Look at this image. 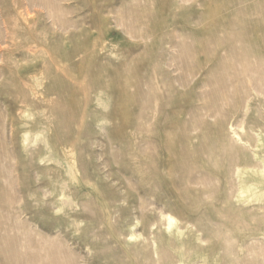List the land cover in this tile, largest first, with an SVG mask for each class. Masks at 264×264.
<instances>
[{
  "label": "rangeland",
  "instance_id": "rangeland-1",
  "mask_svg": "<svg viewBox=\"0 0 264 264\" xmlns=\"http://www.w3.org/2000/svg\"><path fill=\"white\" fill-rule=\"evenodd\" d=\"M234 4L247 37L264 36V0H0V227L12 247L68 264H179L178 250L184 264H264V196L252 194L264 185L245 177L239 196L222 152L229 124L219 139L201 109L217 92L200 87L185 104L176 81L179 43L225 38L209 22ZM250 106L237 122L244 139L264 119V103ZM215 139L209 153L196 149ZM240 146L234 157L264 162V146L257 160Z\"/></svg>",
  "mask_w": 264,
  "mask_h": 264
},
{
  "label": "bare ground",
  "instance_id": "bare-ground-1",
  "mask_svg": "<svg viewBox=\"0 0 264 264\" xmlns=\"http://www.w3.org/2000/svg\"><path fill=\"white\" fill-rule=\"evenodd\" d=\"M253 5L257 7L260 5V3H258L257 1H254ZM233 7H235L233 14L232 13L229 15L225 14L220 19L211 20L209 22V27L212 29H218V31H222L221 29H225V31L227 32L225 38H217V39L207 38V39L199 42V44L197 46L190 44V43L188 44L187 42H184L185 40L181 41L179 43V47H177L179 49V54L177 53V55L179 58V62L183 63L182 65L185 66L186 71H185L184 75L181 76V78L176 80V81L178 82L179 87L182 89L181 95L183 96V101L186 102L185 104H187L189 102L187 99L188 98L187 96H189V93H194V95L192 96L193 100H198L201 97V95H202L201 93L195 92L200 87H203V86H207V87L209 86L211 88L213 87L215 89V92H217V94H215V92L213 91L215 95H213L212 101L205 103L201 107V109H203L206 112V115L208 113L209 117L214 118L213 126H214V130H215L217 136L219 137V139H225L226 138L225 137V125L229 124V130H230L231 135L229 136V138L227 140L228 143H226V145H224L222 147V152H223V156L226 160H229V161L233 160V163L235 166H233L232 171L234 172V174H236V177L238 180L237 182L240 183V188H238V189H240L239 190L240 191L239 196L244 197V196H248L247 190L245 189V186H244L245 185L244 184L245 177L249 176V177L253 178V180H252L253 187L259 188L260 185H264V162L257 160L258 152H257V150H255V149L262 148L264 146V143H263V140H264V119L262 116H261V121H255L252 118L253 120L250 121V124L248 126L252 135H249L248 138L244 139L241 135L242 132L240 133V131L237 130V128L239 127L237 122L245 121L247 118L248 112L251 109L250 100H252L253 98L254 99L258 98L259 103L260 102L264 103V54H263V52H264V36L260 37L259 39H253V40L250 39L249 37H247V33H248L247 30H249V28H247L246 25L244 24V22H241L234 15L236 13H240L243 9H240V7H238L237 4H234ZM220 10L222 11V9H220ZM260 22H261V18L256 20L252 24V27L258 26ZM1 23L5 24L4 21H1ZM3 34L0 31V36ZM187 38H189V36ZM188 42H189V40H188ZM1 43L5 44L3 41H1ZM198 55L202 56L203 60L197 59L199 57ZM1 56L2 55L0 54V61L3 60V57H1ZM182 60H184V61L190 60L189 61L190 63L187 61L182 62ZM199 61H203V62H199ZM178 65H179V63H178ZM204 65L206 66V70L203 69ZM178 69H179V66H178ZM201 76H203V78H201ZM0 78H2V77H0ZM213 88H212V90H213ZM230 88H232L233 91ZM225 90L228 93L231 90V94L229 96H225V94H224ZM235 91L240 92L239 96L236 95ZM210 99H211V97H210ZM22 101H23V99H22ZM216 102H218V103H216ZM256 112L258 113V119H259L260 113L258 110ZM261 113L264 114L263 111H261ZM202 114H203V112H202ZM203 118H205V117H203ZM234 119L236 120V124L233 123ZM200 120H202V119H200ZM202 122H203V120H202ZM202 122L200 121V123H202ZM233 126H235V128H232ZM241 126H242V124H241ZM241 126L239 128H241V130H242L243 128ZM253 132H255V134H253ZM40 137H41L40 134H34V140H37ZM243 141H245L246 143H249L250 148L248 150H249L252 158L257 160L256 163H253V162L249 163L247 161L245 162L244 160H242L243 161L242 162L241 158H240L241 155H240V157H234L232 155L231 151L236 146L241 147L240 144L242 145ZM217 144H219V141H217L215 139L214 141L211 140L210 142H208L207 144H204V145H201V144L196 145V149L197 150H203V151L208 149L207 153H209V151L213 150V148H215ZM5 156H7V154ZM3 159H5V158L2 156V160ZM250 160L252 161V159H250ZM0 166H1V162H0ZM254 168H256V169L253 170ZM1 170H2V168H1ZM4 173H6V172L4 171ZM0 175H1V171H0ZM8 175H10V174H8ZM210 177H209V179H210ZM206 179H208V178H206ZM11 181H12V179H11ZM196 181H198V180H196ZM207 181H209V180H207ZM196 183H198V182H196ZM192 184H194V183H192ZM218 184H219V182H218ZM4 185H6V184H4ZM217 190H218V188H217ZM212 194H214V193H212ZM252 194L257 195L259 198H261L264 196V191H260V192L255 191ZM5 202L7 203V201H5ZM11 204H12V202H11ZM11 204H9V205H11ZM0 205H3V204L1 203ZM2 211L6 212L5 209ZM10 211H11V209H10ZM14 211H15V209H14ZM19 211H21V210L19 209ZM4 214H6V213H4ZM4 214H2V215H4ZM10 214H12V212ZM162 216H164V218L166 220V226H167V229L169 231L172 230V228H175V226H176L175 219L171 215H169V213L168 214L163 213ZM1 217H3V216H1ZM1 217H0V220L2 221L3 219H1ZM8 218H10V217H8ZM18 219H19V217H18ZM18 219H17V221H18ZM8 220H10V219H8ZM17 221H15V222H17ZM5 222H6V220H5ZM17 224L21 226V223L20 224L17 223ZM12 229H14V231L16 230V228H13V227H12ZM10 230H11V228H10ZM19 230L20 229H18V231ZM29 230H31V229H29ZM25 233H27V232H25ZM13 235H14V233L13 234L11 233L9 236L8 229L4 228V226L2 228L0 227V254L2 256L3 255L7 256V258H5L8 260V262L6 264H68L69 262H73L72 260L69 261L70 255L69 256H67V255L63 256L62 254L59 253L60 255L63 256L62 259L61 258L58 259V256L57 257L52 256V254L49 255L48 252H46V251H45L46 253L44 252L45 255H42L43 250L45 249V248H43L44 243L42 246L43 250L41 249L39 251L34 252V250H35V248H34V250H33L34 253H30V252H28V253L26 252L27 254H24L22 252L20 253L14 247V245H13V247H12V245H10V242L12 243V241H13L12 240ZM29 236H28V239H29ZM25 237H23V238H25ZM40 237L42 238L43 236H40ZM40 237H39V239H40ZM45 239H43V240L45 241ZM37 240H38V238H37ZM37 240H35V241H37ZM21 241H22V239H21ZM28 242H30V241H28ZM14 244H16V241ZM26 244L28 246V243H26ZM49 244H50V242H49ZM51 245L53 246L54 244H51ZM56 245H57V242H56ZM45 247H47V246H45ZM20 248H21V246H20ZM38 248H41V245ZM51 248H53V247H51ZM58 249H59V247H58ZM58 249L56 248V250H58ZM60 249H61V247H60ZM27 250L29 251V248H26V251ZM47 250H48V247H47ZM50 251H49V253H51ZM52 253H55V252H52ZM175 254H177L176 256L180 260L179 264H181V262H182V264H184L183 263L184 258H183L182 250L176 251ZM161 258H162V260L165 259V257L162 255H161ZM197 258L202 262V264H207V259L205 256L201 255ZM74 259H76V258H74ZM1 263H3V262H1ZM73 263H75V262H73ZM176 263H178V262H176ZM190 264H192L191 261H190Z\"/></svg>",
  "mask_w": 264,
  "mask_h": 264
}]
</instances>
